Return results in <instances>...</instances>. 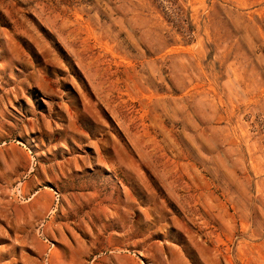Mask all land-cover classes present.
I'll use <instances>...</instances> for the list:
<instances>
[{"label":"rangeland","instance_id":"374dc122","mask_svg":"<svg viewBox=\"0 0 264 264\" xmlns=\"http://www.w3.org/2000/svg\"><path fill=\"white\" fill-rule=\"evenodd\" d=\"M0 264H264V0H0Z\"/></svg>","mask_w":264,"mask_h":264}]
</instances>
